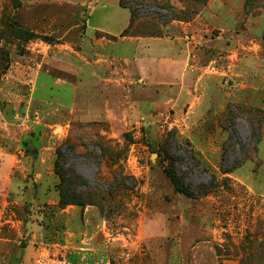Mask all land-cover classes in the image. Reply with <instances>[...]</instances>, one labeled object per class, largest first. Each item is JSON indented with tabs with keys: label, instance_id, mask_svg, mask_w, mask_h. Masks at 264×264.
<instances>
[{
	"label": "rangeland",
	"instance_id": "obj_1",
	"mask_svg": "<svg viewBox=\"0 0 264 264\" xmlns=\"http://www.w3.org/2000/svg\"><path fill=\"white\" fill-rule=\"evenodd\" d=\"M133 1L163 12L145 15L121 0H90L91 10L81 0H33L29 10L21 0H0V264H239L241 254L234 251L239 247L248 249L252 264H264V0ZM128 7L140 15L133 28L140 34L161 32L160 25H171L174 14L189 22L201 10L192 19L200 14L194 24L199 29L189 30L197 54L192 64L217 72L204 75L190 111V103L182 109L164 106L179 86H160L154 97L155 84L136 81L130 95L142 98L134 100L143 106L141 115L132 109L113 122L94 123L68 107L43 113L31 97H45L42 106L47 107L58 104L59 96L69 102L73 95L70 85L57 86L47 75L74 80L60 44L78 45L86 16L89 34L93 26L117 34L129 20ZM20 29L36 35L26 39ZM180 29L170 26L165 32L178 36ZM121 45L116 41L113 48ZM158 51L185 52L169 43ZM165 62L154 65L161 73L154 78L180 84L184 65L168 74L161 68ZM78 131L98 134L114 156L102 154L97 136L67 141L70 132ZM57 151H62L67 177H80L85 198L92 200L101 183L106 196H121L105 226L102 220L95 227L96 247L87 238L82 244L92 250L63 243ZM170 157L177 159L176 173L194 197L176 191L166 173ZM117 181L125 188L117 190ZM200 189L207 194H199ZM86 223L91 227L92 219ZM78 251L85 256L80 261L74 256Z\"/></svg>",
	"mask_w": 264,
	"mask_h": 264
},
{
	"label": "crops",
	"instance_id": "obj_2",
	"mask_svg": "<svg viewBox=\"0 0 264 264\" xmlns=\"http://www.w3.org/2000/svg\"><path fill=\"white\" fill-rule=\"evenodd\" d=\"M33 0H21L22 8H27V5L30 4ZM36 1V0H34ZM71 1V0H68ZM90 0H81V5H86L87 10H91L93 7L90 6ZM129 8V7H128ZM129 20L122 25L121 30L114 34L108 32V30L103 29L100 26H93L92 32L89 34V18L83 20L82 25L84 30L81 33V36L78 38L77 44L73 46V43L66 42L60 44L65 46L59 50L60 55L64 54L66 57L65 60H68L70 66L66 67L67 69L73 70L74 80H68L61 77H54L48 72L47 75L52 77V81L55 85H59L62 88L66 86H71L72 97L69 99V102H65L63 97L59 96L60 102L56 105H49L45 107L42 106L43 102H46V98L42 99L39 97L36 100L35 96L31 97L37 102L43 109V113H46L48 110H51L53 107L60 108L68 107L72 113H79V116L82 117V120H94V122H104L110 123L113 122L116 115L126 117V111H131L132 109L135 114H142V105H137L135 99H142L139 96L133 97L130 95L132 89L131 84H135L136 81L141 83L143 86H146L147 81L152 84H155L152 89L151 94L155 97L160 93V86H166L172 88L173 86H179V89L175 94L171 92L169 98L166 101V105L172 104L173 107L178 109L184 108L189 103L191 107L194 98L195 92L200 90V83L206 78L204 75L208 72L215 74L217 71H200L203 66H194L192 64L193 60H196L197 54L192 49L191 38L194 35L189 34V30L199 29L197 25V18L189 22L173 20L163 27L169 29L170 26L180 27V34L178 36H169L165 32L162 36H151V35H129L121 36L122 31L128 27L131 17V9ZM88 15V14H87ZM99 33H104L100 35ZM170 33V31H169ZM184 33V34H183ZM107 34L114 35L117 38H110ZM117 42L122 44L120 48L116 51L113 46ZM164 42L162 45H160ZM177 44L182 49L184 54H163V52L158 51V47L166 46V44ZM183 43V44H182ZM60 45L55 44V46ZM160 45V46H159ZM185 46V50L184 47ZM130 47L134 48V52L129 54ZM142 49L147 51V54L142 53ZM144 57H140V55ZM146 55V56H145ZM167 56V57H166ZM147 58V61H146ZM160 60H165L161 68L167 71L168 74H171L173 69H176L181 64L184 65L181 76L183 80L180 84L172 82H164L159 80L158 75L161 74L160 71H154L153 67L156 63H159ZM146 62L148 66H146ZM199 65L200 62L198 61ZM140 64V65H139ZM162 65V63H161ZM139 67L140 71H134ZM148 71L146 73L147 69ZM66 69V70H67ZM191 70V73H186L185 71ZM153 70V71H152ZM143 71V72H141ZM141 73L147 74L148 78L141 75ZM139 75L136 79L135 76ZM209 77H215L214 75H208ZM38 80L34 83V87H37ZM210 88V87H209ZM212 89H215V94L218 95L217 85L213 84ZM143 90V89H142ZM146 90H144L145 92ZM169 93V92H168ZM138 95V94H137ZM217 97V96H216ZM215 97V98H216ZM213 100V99H212ZM50 103V102H49ZM229 104H232V102ZM172 107V108H173ZM120 112H117V111ZM120 113V114H119ZM88 206H93L98 209L97 212L89 211ZM84 209L77 205H68L64 208L59 206V214L65 217V231L64 235V245L67 243H73L72 248L78 250H92L93 247H83L85 239H90V243L96 247V238L95 227L100 226L101 221L103 220L104 226L107 222V217L103 216L99 208L94 205H88ZM73 209V210H71ZM71 211V212H70ZM99 213L102 215L100 217ZM89 217V218H88ZM92 219L91 227L88 226L86 220ZM64 247V246H63ZM75 254V259L84 258V255H81V251H78ZM70 254V253H69ZM73 256V255H72ZM71 264V262H69Z\"/></svg>",
	"mask_w": 264,
	"mask_h": 264
},
{
	"label": "trees",
	"instance_id": "obj_3",
	"mask_svg": "<svg viewBox=\"0 0 264 264\" xmlns=\"http://www.w3.org/2000/svg\"><path fill=\"white\" fill-rule=\"evenodd\" d=\"M141 1H144V0H141ZM121 3H123V5L126 4L124 2V0H121ZM159 4L161 6L163 5L161 3H159ZM163 6H165V5H163ZM200 12H201V10H199L198 12H195V14L190 19H188V21L192 20ZM138 17H140V15H138V13L134 9H131L130 23H129L128 27L122 31L121 36H129V35L162 36L164 34V30H163L164 24L160 25L162 31L159 33H154V32H147V34L136 33L135 31H133V28L135 26L134 22H135L136 18H138ZM171 19H172V21L173 20H179V21L183 20L178 15H175V14L172 15ZM160 22H162L161 19H160ZM18 34L20 36H26L25 37L26 39L33 38L36 35L34 32L28 31L26 29H20L18 31ZM99 34L103 35L104 33H99ZM107 36H109L110 38H117L116 36L110 35V34H107ZM238 106L241 108L244 107L243 104L238 105ZM229 111H230V115L232 118L233 113H234L233 108H230ZM94 123H96V122H94ZM97 135L98 134H94V136H97ZM94 136L89 137V133H87L85 131H78V133H76V132L71 133L70 132L67 141L70 139H76V140L79 139L80 141L82 139H84L86 142L87 140L94 138ZM101 136H102V134H101ZM85 138H87V139H85ZM96 138L97 139H96L95 145L100 148V150L102 151V154L113 157L114 156L113 149H111L110 147L103 148L102 144H101L102 141L101 142L99 141L100 137L97 136ZM72 150L76 153L75 149L72 148ZM76 154H78V153H76ZM57 156L59 157V160L55 162V172L59 176V183H58L59 197H58V201H57L58 206L64 208L68 205L73 204V205H77V206L81 207L82 209H84L88 205H94V206H97L99 208L100 212L105 217H110L111 213H114V211H116V209H119L120 201H116V200L120 199L121 196L120 195L119 196L114 195V198L106 196L105 193L107 192V190L102 187V185H104L105 183H101L96 188L97 190H95L96 192H95L92 200L85 198L84 195L82 193H80V190H79V186L81 185V182H82V181H80V177L76 176V174H75V175H73L74 179H69L67 176H69L70 173L65 170V167H64L65 161H64V159L62 161L60 159L63 157L62 151H57ZM193 158L196 160V164L203 165V163L200 162L195 155H193ZM176 160H177L176 158L170 157V165L167 168L166 173H167L168 177L170 178L172 184L174 185L176 191L183 193V194H186L189 197H194L190 188L184 186V184L182 183V181L180 180V178L178 177V175L176 173L175 166H174ZM117 176L122 179L121 174L118 173ZM118 177H117V179H118ZM67 182H69V183H67ZM125 186L126 185L124 183H122L121 181H117L116 183H114V187L117 190L118 189L122 190V187L125 188ZM108 194H111V191H109ZM199 194L206 195L207 192L200 189ZM123 196H124V194H123ZM122 200H123V198H122ZM124 200H125V198H124ZM112 204L115 206L114 207L110 206ZM234 251L237 255L241 254L239 264H252V262H250L251 261L250 260L251 253L248 251L247 248L239 247L238 249H235Z\"/></svg>",
	"mask_w": 264,
	"mask_h": 264
},
{
	"label": "built area",
	"instance_id": "obj_4",
	"mask_svg": "<svg viewBox=\"0 0 264 264\" xmlns=\"http://www.w3.org/2000/svg\"><path fill=\"white\" fill-rule=\"evenodd\" d=\"M128 2H125L127 5L131 6H136V8L138 9V11L142 14H149L151 16H154L155 14H158V13H162L163 12V9L158 7V6H155V5H152L150 3H139V4H136L133 0H127Z\"/></svg>",
	"mask_w": 264,
	"mask_h": 264
},
{
	"label": "water",
	"instance_id": "obj_5",
	"mask_svg": "<svg viewBox=\"0 0 264 264\" xmlns=\"http://www.w3.org/2000/svg\"><path fill=\"white\" fill-rule=\"evenodd\" d=\"M25 244V242H23V245Z\"/></svg>",
	"mask_w": 264,
	"mask_h": 264
}]
</instances>
